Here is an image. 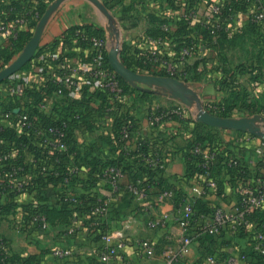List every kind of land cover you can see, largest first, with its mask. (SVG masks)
Segmentation results:
<instances>
[{
	"label": "crops",
	"instance_id": "crops-1",
	"mask_svg": "<svg viewBox=\"0 0 264 264\" xmlns=\"http://www.w3.org/2000/svg\"><path fill=\"white\" fill-rule=\"evenodd\" d=\"M55 1L51 0L47 9ZM96 1L101 6L94 0H64L50 16L31 60L0 83V100L9 109H13V113L7 116L8 129L15 132L18 138V123L22 115L26 114L32 117L34 130L49 125L57 118L72 123L75 128L72 133V155L65 158L63 166L68 168L78 165L84 171L82 181L87 180L91 173L96 174L92 160L98 159L104 164L120 161L124 165L134 166L135 160L128 158L129 153L138 150L142 145H151L153 150L159 151V155L168 161L165 176L187 194L188 184L193 181V179L184 180L187 156L193 151L189 149V143L196 139V123H202L197 121V115L193 118L187 116V111H191L196 104L202 106L219 104L227 98L223 87L216 85L226 73L219 67L218 51L215 52L205 45L206 48L203 47L200 55L190 59L186 78L179 79L190 93L191 106L175 98L167 89L127 81H124L121 100L113 99L99 90L94 82L87 81L92 64L90 51L76 43L63 44L57 40L73 26L94 25L105 30L107 56L111 50L116 49L122 62L124 50L138 57L151 54L154 49H158L173 61L176 58L174 49L181 44L178 42L180 36H174L172 39L154 37V32L167 27L171 30L175 28L174 21L184 18L190 7L183 2L178 9H175L165 0ZM223 2L224 0H197L193 9H197L201 20V17L209 11L210 4ZM30 3L31 0H0V45L6 44L11 37L8 32L2 33V28L10 31L16 17L27 13ZM247 6H249L248 11H240L237 16H233V30L242 32L248 27L254 4L247 3ZM261 37L263 39L260 40L264 41V31L261 32ZM156 66L154 69L151 67L150 70L155 71L156 68L160 73L163 72L162 64ZM66 74L83 84L82 95L71 90L62 95L57 93L54 82ZM257 75L260 79L258 85L251 84L252 74L239 76L238 88L240 91H246L252 98L264 96V71L258 72ZM123 107L128 108L136 123L127 143V149L123 150L128 151V154L124 153V157L123 151L117 148L115 142L117 121ZM77 109L80 110V119H77L73 112ZM257 115L264 117V113ZM176 116L179 120L175 118ZM215 129L218 130L213 132L215 135L213 146L219 155L224 157L227 153L229 160L235 158L247 164L250 173V180L247 181L249 184H253L256 180L264 181V166L258 168L260 162L264 164V153H258L262 138L249 132ZM27 139L28 137L25 138L26 142ZM28 143L30 148L24 159L30 158L32 153L45 152L44 146L35 141L33 136L29 137ZM5 144L10 150L15 148L14 141L6 139ZM224 176L223 172L218 180H224ZM123 183L130 184L129 175ZM242 184L240 179H237L238 187L225 181L220 193L204 200L206 207L221 206L224 209H231L238 200L237 189ZM84 186L43 183L40 191L27 190L20 200L14 199L13 204L22 203L36 208L58 209L62 196H79L92 191L93 187L85 189ZM102 194L108 196L109 192L105 191ZM149 201L121 194L116 201L114 211L106 219L110 226L116 229L115 234L122 233L128 240L180 235V228L173 222L176 207L170 200L159 205L152 213L156 219L165 218L166 223L153 229L147 227L150 216L148 209L151 204ZM6 204L7 202L4 201L3 205ZM6 216L0 217V235L8 241L11 252L19 256H37L45 264H57V260L51 255L52 250L57 247H70L76 250V258L90 255V248L94 247L91 239L83 236L63 238V225H51L47 231L37 228L22 231L13 228ZM126 220L130 222V229L125 234L120 229ZM245 232V236L231 235L228 232L210 235L196 230L192 233L193 242L186 258L179 264H205L210 254L215 255L218 264H230V260L235 264H260L257 260L259 252L256 250L259 243L256 239L258 233L253 224H250ZM127 254L134 263L148 264L137 258L131 246L127 247ZM73 263L77 264V262Z\"/></svg>",
	"mask_w": 264,
	"mask_h": 264
},
{
	"label": "built area",
	"instance_id": "built-area-1",
	"mask_svg": "<svg viewBox=\"0 0 264 264\" xmlns=\"http://www.w3.org/2000/svg\"><path fill=\"white\" fill-rule=\"evenodd\" d=\"M256 1L258 6L256 10L251 12L250 21L257 25H264V0ZM31 4L26 14L16 17L11 30L2 28V33L8 32L10 36L16 37L18 31L26 26L29 16L39 23L43 16L39 11L35 10L37 0H31ZM221 9V4L219 3L212 6L206 14L207 17L204 18L202 26L210 28V24L213 23V28L216 27L219 31H233V16H237L238 14L233 13L232 18L226 20L227 23L224 25L219 16ZM185 17L189 18L192 22L200 18L196 9L189 11ZM164 30L167 31L168 27ZM83 41H86L85 37H83ZM86 42L89 44L87 49L92 54V64L87 81L94 82L99 90L106 93L109 97L121 100L124 93V85L121 82L120 76L107 66V43L105 38L90 37ZM158 52L160 50L154 49L151 54L155 56ZM195 53L193 48H184L181 53L179 67L165 60L162 62V66L164 67L163 72H166L172 78H185L186 68L189 65L190 59L195 56ZM54 83L56 91L60 95L68 90L78 95H82L84 91L83 84L68 74ZM120 111L121 113L127 112L128 108L123 107ZM73 112L75 113V117L80 119V110L77 109ZM12 113L13 109H9L0 100V204H3L9 196L20 200L24 193L30 189L40 191L42 187V184L39 183L41 182V177L51 174L52 177L60 176L62 174L60 168L63 166V161L67 156L72 155L71 151L73 149L72 133L75 128L72 123L57 118L49 125L34 130L32 117L28 114L22 115L18 123L19 129L17 134L18 138L22 136L28 137L26 146L22 150L23 155L28 153V148H30V143L28 142L31 136H33L35 141L44 146L45 152L40 154L32 153L30 158H25L22 163H19L16 160L18 157L16 146L13 150H10L6 146H1L5 144V141L1 139V133L8 129L7 116ZM130 138V128L126 124L121 130V139L125 143L122 147L123 150L127 149L126 143ZM212 147L213 149L210 148L206 151L199 146L194 149L196 154L203 156L205 161L204 167H207L208 163L213 161L216 156L215 146ZM258 153H264L263 139H261ZM149 162L155 167L166 169V166L162 164V159H159L158 155L150 159ZM64 175L66 183H70L74 179L77 181L82 180L84 171L78 165H74L68 167ZM93 176H96L99 180L97 187L101 193L96 205L92 207L90 213L73 216L70 220V225L63 232L62 237L68 239L83 236L91 239L94 247L90 248L91 254L85 258H76V250L70 247H57L51 252V255L57 260V264H74L73 262H77V264L78 262L80 264H137L128 257V246L134 248L138 256L137 258L148 264H179L185 260L189 247L193 242L192 233L196 230L210 235H220L222 232L238 235L250 226L251 223L248 220V216L256 209L264 208V181L256 180L253 184H242L239 187L238 200L231 209H224L221 206H211L209 213L197 214L194 210V202L197 199L205 200L212 195H217L218 186L215 180H209L206 175L202 178L195 177L187 187L188 200L180 203L178 207H176L178 200L172 191H165L153 201H149L151 204L148 209L150 216L147 220V227L153 229L166 223L167 220L165 218L156 219L152 213L158 209L159 205L166 200H170L176 207V215L173 218V222L180 228V235L128 240L122 233L116 235V229H113L106 219L114 211L113 203L119 198L120 194L128 193L133 198L146 201L148 191L142 186L141 181L137 182V184L123 183L127 175L122 167L118 165H107L101 169L100 173ZM108 185L113 187V191L107 189ZM96 189L95 187L92 188L93 191H96ZM105 191L109 192L108 196L102 194ZM77 198V196L65 195L61 197V200L63 199L65 203L68 202V207L71 208L73 205L78 204ZM12 206V211L6 217H8L13 228L22 231H28L32 228L44 231L50 229L51 224L40 208L22 203L12 204ZM99 224L104 226V229L99 230L96 235H91V227ZM129 229L130 222L126 220L120 230L126 234V231ZM94 238H98V241L95 242ZM256 239L259 241L256 250L264 256V231L258 232ZM8 252H10L8 241L0 235V257L5 256ZM229 263L235 264L233 260H230ZM41 264L45 263L42 262ZM205 264H218V260L215 255L210 254L207 256Z\"/></svg>",
	"mask_w": 264,
	"mask_h": 264
},
{
	"label": "trees",
	"instance_id": "trees-1",
	"mask_svg": "<svg viewBox=\"0 0 264 264\" xmlns=\"http://www.w3.org/2000/svg\"><path fill=\"white\" fill-rule=\"evenodd\" d=\"M28 1V0H27ZM51 0H37L36 9L43 16L47 10L48 4ZM169 6L172 8L178 9L181 3L186 2L187 6L190 7L189 11L195 10L193 9V5L196 4L197 0H165ZM254 4V8L252 11L256 10L258 3L256 0H224L221 4V14L219 15L222 19L224 25H226L227 21L232 18V14H238L240 11H246L249 9L247 3ZM31 4V3H30ZM32 5V4H31ZM216 4H210L208 10L212 8ZM197 10V9H196ZM248 11V10H247ZM251 11V12H252ZM250 12V14H251ZM208 13V12H207ZM206 14L201 17V20H196L194 22L190 21L189 18H178L174 21L176 25L175 28L168 29L170 31H164L161 29H157L154 32V37H166V38H174V36H180L178 42H180V47L178 46L174 49L176 53V58L173 61L163 53L158 52L155 56L153 54H145L140 56H133L127 50L122 52V62L131 70L140 73V74H153L160 75L163 74L157 71H151L150 68L154 69L155 65L162 64L163 61H170L174 63L177 67L180 65V57L182 48L190 47L193 48L196 52L195 55H200L204 48H212L215 51L221 53V49L224 46L225 41L235 42L237 38H241L245 33L253 32L252 27L256 28H264V25H257L249 21V25L247 28L241 30H233L231 32H226L224 30H217L216 27L213 28V23L210 24V28H206L202 26V22L204 18H206ZM38 24V21H35L31 16L28 18V22L25 27L21 28L18 31L16 37L8 38V42L4 45H0V71L8 67L15 58L24 50L28 42L34 35L35 28ZM215 24V21H214ZM239 31V32H238ZM105 30L102 28H98L94 25H83V26H73L69 28L61 37L57 40V42H62L63 44H78L83 48H87L89 44L86 42L90 37H101L104 38ZM83 37H85L86 41H83ZM201 45V46H200ZM206 45V46H205ZM182 47V48H181ZM204 47V48H203ZM183 48V49H184ZM42 52V51H40ZM39 52V53H40ZM38 53V54H39ZM264 52L260 51V53L255 56L253 59H249L246 63H241L236 65L234 68H229L225 71V76L217 81L216 85H221L227 94V98L224 99L219 104H211L207 105L206 109L208 112L225 117V118H235L233 115V109L236 105H240L242 107V111L245 112L242 117H250L257 114H263L264 107V96L250 97L248 93L244 90L238 88L239 84V76L249 73L252 74V85H258L260 83V79H258V72L261 73L259 68V64H262V55ZM41 54V53H40ZM39 54V55H40ZM90 57L92 60V54L90 53ZM107 66L111 68L108 60V56H106ZM156 66V67H157ZM189 65L186 68L188 72ZM186 72V76H187ZM185 76V78H186ZM122 84L124 85V80L120 77ZM184 79V78H183ZM248 99V100H247ZM253 101H252V100ZM247 101V103H245ZM252 101V102H251ZM247 112V113H246ZM240 116V117H241ZM179 120V117H175ZM128 125L130 128V132L132 135L133 130L135 129V120L131 112L128 110L120 115L117 121L116 127V144L117 148L123 151L122 147L125 143L121 139V130L123 126ZM218 130L211 126L196 123V139L189 143V149H193V151L187 156V169L186 174L184 176V180L195 179V177L202 178L203 176H207L209 180H215L218 186V193L221 192L224 182H230L233 186L238 187L237 179L243 183V185H250L248 180H250V173L247 164H243L241 161L237 159L228 158L227 153H225L224 157L220 156L216 151V156L213 161L208 163L207 167H204V158L200 154H196L194 149L199 146L203 150L213 149V143L215 142L214 131ZM1 139L6 141L9 139L14 141L15 146L18 149V157L17 161L22 163L24 159V155L22 150L26 146L25 137L22 136L20 138L16 137L15 132L10 131L9 129L4 130L1 133ZM128 143V142H127ZM126 143V145H127ZM2 147L7 146L6 144L1 145ZM212 151V150H211ZM159 151L153 150L151 145H142L138 150L132 151L129 153L128 158H134L135 165L129 166L124 165L120 161L110 162V163H102L98 159L92 160V164L94 166V173L98 174L101 172L107 165H118L122 167L126 175H129L130 184H137V182L141 181L142 186L148 191L147 200L153 201L156 197L162 194L165 191H172L176 195L178 200V204L184 203L188 200V195L184 190L178 188L175 184H173L166 176H165V168L161 169L160 167H155L149 162L150 159L155 158L157 155L159 159H162V164L167 166L168 161L160 156ZM124 153L128 154V151H123L122 156L124 157ZM149 159V160H148ZM258 164V163H257ZM264 166L263 162L258 164V168ZM65 168L62 166L60 168L61 175L58 177H52L51 175H47L45 177H41L40 181L43 183H48L52 185L64 184L68 186H78L85 184V189L95 187L96 191H91L85 195H79L78 204L73 205L71 208L68 207L69 203H65L60 200V208H40V210L44 213L47 220L51 225H63L64 230L70 225V220L73 216L78 214L79 216L84 213H90L91 209L94 205H96L97 199L101 195L98 189V178L93 176L92 173L88 176L87 180H72L70 183H66L65 180ZM224 172V180H218L220 174ZM95 175V174H94ZM89 185V186H88ZM109 191H113V187L111 185L107 186ZM239 189V188H238ZM237 189V190H238ZM121 195V194H120ZM119 195V196H120ZM124 195L131 197L128 193H124ZM238 195V191H237ZM114 198V197H113ZM14 198L12 196L7 197L6 205L0 204V217H4L8 215L12 211V204ZM118 201V199H116ZM116 201H114L113 206L115 208ZM194 210L197 214H207L210 212L211 207H206L204 200L197 199L194 204ZM248 220L251 224H253L255 230L258 232L264 231V210L256 209L248 216ZM109 227V225H108ZM104 226L101 224L91 227L90 233L91 235H96L99 230H103ZM239 235L245 236V230L241 231ZM6 240V239H5ZM95 242L98 241V238L93 239ZM9 244V243H8ZM260 264H264V256L260 253L257 258ZM42 261L37 256H19L13 252H8L5 256L0 257V264H41Z\"/></svg>",
	"mask_w": 264,
	"mask_h": 264
},
{
	"label": "water",
	"instance_id": "water-1",
	"mask_svg": "<svg viewBox=\"0 0 264 264\" xmlns=\"http://www.w3.org/2000/svg\"><path fill=\"white\" fill-rule=\"evenodd\" d=\"M64 0H56L44 13L38 26L34 32L33 37L28 42L24 50L21 52L19 57L8 67L0 71V83L18 72L23 68L34 56L37 50L42 35L44 33L45 26L52 15V13L57 9V7ZM96 4L101 6L96 0ZM109 64L111 68L124 80L131 83H140L150 87H161L169 90L172 95L182 101L184 104L191 106L192 99L190 98V93L186 91L184 83L177 78L163 77L158 75H143L137 73L128 67H126L119 58V52L116 49L110 51ZM197 121L207 124L209 126L219 128L236 130L242 132H249L253 135L259 136L264 140V117L254 116V117H242V118H225L221 116L214 115L206 110H199L197 113Z\"/></svg>",
	"mask_w": 264,
	"mask_h": 264
},
{
	"label": "rangeland",
	"instance_id": "rangeland-1",
	"mask_svg": "<svg viewBox=\"0 0 264 264\" xmlns=\"http://www.w3.org/2000/svg\"><path fill=\"white\" fill-rule=\"evenodd\" d=\"M250 29H252L253 32L245 33L241 38H237L235 42L225 41L224 46L221 49V53L217 52L219 58V67L221 71L224 72L234 65L246 63L249 59L251 58L253 59L255 56H257L260 53V51L264 52V44H263L264 41L260 40L263 39L261 37V32L264 31V28L252 27ZM263 58L264 56L262 55V64H259V68L262 69L261 73L264 71ZM214 69H216V66H214ZM162 73L163 74H160L159 76L172 77L168 75L166 72H162ZM245 103H247V101H245ZM239 106L240 105H236L233 109V115L235 116V118H240V116L245 113L242 111L243 110L242 107ZM203 109L207 111L206 106H202L201 104L198 105L196 104L191 108V111L187 109L188 110L187 116L193 118L195 115H197L199 110H203Z\"/></svg>",
	"mask_w": 264,
	"mask_h": 264
}]
</instances>
